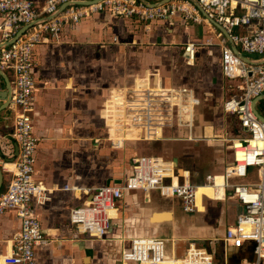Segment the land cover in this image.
Masks as SVG:
<instances>
[{
	"label": "crops",
	"instance_id": "obj_1",
	"mask_svg": "<svg viewBox=\"0 0 264 264\" xmlns=\"http://www.w3.org/2000/svg\"><path fill=\"white\" fill-rule=\"evenodd\" d=\"M35 1L42 5L47 0ZM189 42L195 43L197 49L194 65L186 64L183 53L184 45ZM35 55L36 179L43 182L46 198L41 203L35 200L34 204L35 214L52 238L49 245L37 251L35 264H139L125 262L121 256L137 237L165 240L167 260L157 264H183L181 259L190 244L200 245L199 242L212 251L216 264H244L246 260H254L251 243L235 249L223 241L227 227L237 222L243 206L235 199L206 198L202 203L206 195L213 198L210 189H199L200 210L195 213L185 212L179 198L164 196L159 190L127 191L112 212L111 228L102 238L79 234L69 220L70 211L87 203L92 190L121 183L131 172L132 158L144 155L136 143L112 148L106 141L102 106L112 88L131 84L137 74L157 78L166 85H188L199 96L204 91L206 101L216 98L223 103L226 82L221 68V40L212 27L185 24L179 16L145 23L105 11L64 26L59 38L38 45ZM210 84L218 88L210 89ZM3 89L5 82L0 76V91ZM3 102L0 100V106ZM257 106L264 115V100ZM9 108L10 105L0 112L4 188L14 170L10 167L15 161H10L17 146L12 136L14 113ZM204 123L203 134L201 127L195 125L193 139L187 138L191 133L186 128L173 132L183 136L181 140L194 143L205 140L211 145L220 135L213 133L210 119ZM128 139L135 140L134 134L129 133ZM186 147L190 151L192 146ZM227 149L231 159L228 146ZM179 158L176 156L175 160ZM217 160L221 164L212 173L218 174L217 181L223 182L218 172L224 171L229 160L222 163L219 156ZM185 167L180 172L188 175ZM242 181L256 182L257 170L251 168L249 176ZM20 228L21 221L14 212L0 213V264H6L9 259L14 236Z\"/></svg>",
	"mask_w": 264,
	"mask_h": 264
},
{
	"label": "built area",
	"instance_id": "obj_2",
	"mask_svg": "<svg viewBox=\"0 0 264 264\" xmlns=\"http://www.w3.org/2000/svg\"><path fill=\"white\" fill-rule=\"evenodd\" d=\"M74 1L88 0H47L42 5L35 0H0V68L11 81L12 136L19 147L15 170H11V179L0 192V213L12 211L21 221L6 264H35L39 248L52 242L51 235L35 214L34 204L35 200L41 203L46 198L43 182L36 179L38 138L33 123L36 47L58 39L64 26L105 11L145 23L179 16L185 24L212 27L221 40L222 72L233 82L236 91L224 101L222 110L237 118L238 134L228 140L231 159L222 173L223 198L206 195L202 203L206 198L238 200L243 210L237 222L227 227L224 244L240 249L251 243L257 258L246 260L244 264H263L264 120L255 112L253 103L264 93V0H98L86 5ZM213 20L227 30L230 40L251 62L235 53L228 43L229 38L212 24ZM24 26H27L25 32L13 41ZM183 53L186 64L194 65L195 43L185 44ZM139 76L134 75L131 84L112 88L102 106L108 133L106 141L111 147L119 148L129 141L184 139L183 136H169L178 128L188 129L191 135L187 138L193 139L200 106L197 90L188 85H166L157 78ZM129 133L134 134L135 140L128 139ZM171 163L175 165L170 166ZM251 168L257 170V181H242L249 176ZM188 173H179L176 162L163 157L136 155L126 178L121 183L105 184L92 190L87 203L70 211V223L76 226L79 234L102 238L111 228V212L117 209L119 200L125 192L138 190H159L164 196L179 198L185 212L195 213L200 210L196 202L198 186L216 185L218 174H207L204 181L198 183L190 170ZM165 249L162 238L137 237L121 256L125 262L157 264L166 259ZM181 260L183 264H216L212 251L196 243L190 244Z\"/></svg>",
	"mask_w": 264,
	"mask_h": 264
},
{
	"label": "rangeland",
	"instance_id": "obj_3",
	"mask_svg": "<svg viewBox=\"0 0 264 264\" xmlns=\"http://www.w3.org/2000/svg\"><path fill=\"white\" fill-rule=\"evenodd\" d=\"M250 57H255V55H250ZM180 64L184 65L182 62ZM223 78L226 82V87L224 88V103V101L231 97L236 91L235 85L230 83V81L225 76ZM209 88L217 89L218 87L210 84ZM200 97L201 105L197 110L196 126L201 127L200 131L203 134L205 124L204 122H207L210 119V123L213 125V133L215 135H220V137H215L216 141H214L213 144L208 145L205 140L194 143L193 141L181 139L166 140L162 142L129 141L131 143H136L137 147L140 148L142 154L144 155L159 156L168 161H176L178 162L180 169L183 168V166H187L185 169L191 171L193 180L197 181L198 183L203 182L206 175L215 171L217 166L221 164L218 163V156L222 159V163L225 160L227 162V160L230 159V154L227 149L229 144L228 140L238 134L239 124L237 118L230 117L223 112L222 107L220 106L222 103L221 99L214 98L212 101H206L204 99V91H201ZM217 104L219 105V108H215ZM169 136H175L174 132H172ZM220 139L221 141H218ZM195 144H197V151ZM189 145L192 146L190 151L186 147ZM176 156H179L180 158L175 160ZM193 171L196 173L195 176ZM218 173L222 174L223 171L221 170V172ZM199 244L204 245L203 242H199Z\"/></svg>",
	"mask_w": 264,
	"mask_h": 264
},
{
	"label": "water",
	"instance_id": "obj_4",
	"mask_svg": "<svg viewBox=\"0 0 264 264\" xmlns=\"http://www.w3.org/2000/svg\"><path fill=\"white\" fill-rule=\"evenodd\" d=\"M98 0H91V1H74L73 3H76V4H83V5H86V4H90L92 2H97ZM147 1V0H145ZM166 1V0H165ZM68 4V3H67ZM212 24L214 26H216L225 36H227L229 38V41H230V45L231 47L234 49L235 53L240 57L242 58L243 60H246L248 62H251V59L249 57H247V55L243 54L239 48L232 42V40H230V35L229 33L227 32V30L222 26L220 25L219 23H217L216 21H212ZM27 29V26H24L17 34L16 36L13 38V41L16 40L17 38H19L24 32L25 30ZM9 43H11V41H9ZM0 76L3 78L4 82H5V89H3L2 91H0V100L4 101L3 104L0 106V112L3 111V110H6L8 109L9 105H10V99H11V89H12V86H11V81H10V78L9 76L0 68ZM264 100V95H261L259 97H257L255 100H254V109H255V112L258 114V116L264 120V115L261 114V112L259 111L258 109V103L260 101H263ZM15 156L14 158L10 161V162H13L17 159L18 157V154H19V147L18 145L16 146V152H15ZM9 162V161H7ZM176 165L178 166V162H176ZM179 168V166H178ZM183 169V168H181ZM179 168V173L180 170ZM4 181H5V178H4V172H3V168L0 167V192H1V189L3 188V185H4ZM92 197V196H91ZM237 249V248H235ZM256 255L254 256V260H256ZM253 260V261H254Z\"/></svg>",
	"mask_w": 264,
	"mask_h": 264
},
{
	"label": "bare ground",
	"instance_id": "obj_5",
	"mask_svg": "<svg viewBox=\"0 0 264 264\" xmlns=\"http://www.w3.org/2000/svg\"><path fill=\"white\" fill-rule=\"evenodd\" d=\"M10 168H15V165H11ZM210 189L212 192H213V198L216 196V198H223V193H224V188H223V182H219L217 181V178H216V185H212V184H202V185H199L198 188H197V193H196V202H197V194H198V191L199 189ZM198 205V203H197ZM115 210V209H114ZM113 210V211H114ZM112 211V212H113ZM112 212H111V216H112Z\"/></svg>",
	"mask_w": 264,
	"mask_h": 264
},
{
	"label": "trees",
	"instance_id": "obj_6",
	"mask_svg": "<svg viewBox=\"0 0 264 264\" xmlns=\"http://www.w3.org/2000/svg\"><path fill=\"white\" fill-rule=\"evenodd\" d=\"M3 87H4V85H3ZM4 189H5V188L3 187V188L1 189V192H3V191H4Z\"/></svg>",
	"mask_w": 264,
	"mask_h": 264
}]
</instances>
